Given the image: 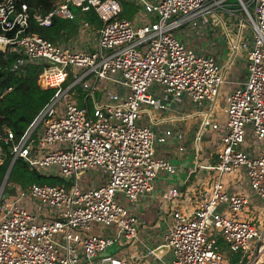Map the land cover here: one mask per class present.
Here are the masks:
<instances>
[{"label":"built area","instance_id":"1","mask_svg":"<svg viewBox=\"0 0 264 264\" xmlns=\"http://www.w3.org/2000/svg\"><path fill=\"white\" fill-rule=\"evenodd\" d=\"M128 1L139 6L133 18L123 16L121 0H58L48 13L32 15L36 25L60 19L76 24L78 33L51 41L22 35L28 6L0 0V45L17 54L11 71L44 65L38 84L55 90L19 137L2 128L0 164L8 152L9 167L21 160L61 180L26 187L6 180L0 188V264H264V0H237L238 17L227 0ZM90 11L97 29L83 18ZM225 15L238 20L234 35ZM218 20L230 51L244 53L247 71L224 95L223 124L211 116L228 83L223 69L182 40ZM8 90L0 89V99ZM181 100L197 106L191 115L203 130L222 132L216 165L203 167L213 172L211 182L192 186L191 211L174 206L159 245L125 256L139 228L135 204L153 192L160 173L175 170L156 146L173 140L183 151L181 136L140 123L143 109L169 111ZM177 194L172 189L166 197Z\"/></svg>","mask_w":264,"mask_h":264},{"label":"crops","instance_id":"2","mask_svg":"<svg viewBox=\"0 0 264 264\" xmlns=\"http://www.w3.org/2000/svg\"><path fill=\"white\" fill-rule=\"evenodd\" d=\"M83 18L85 19L84 15ZM74 25L75 30L73 32L64 31L61 33L63 39L77 37L78 28L76 24ZM91 26L94 29L98 28L94 24ZM211 31L212 29L210 30L209 27H204L196 35L191 33L182 35V40L184 41L185 39V42L193 47L198 54L212 56L221 66L223 72H226L227 89L220 96L221 101L217 103L216 100L214 109L211 111V116L223 124L224 95L233 86L246 80L247 71L245 69L244 53L238 52L234 54L230 49H227L228 44L222 43L221 39L216 37L212 40L213 33ZM234 33L231 32V35ZM243 38L250 43L248 35H245ZM96 97L99 98L100 94H97ZM83 101L82 94L79 93L77 102L82 105ZM85 104L91 109L92 103L90 100H86ZM196 107L194 104L181 100L179 103H175L169 111L158 112L156 109L152 110V114H149V116L152 115V120L149 121L148 116L147 120L141 119L140 121V123L148 125L156 133L170 130L173 135L181 136L183 151L178 152V144L173 140L156 146V155L169 161L175 167V170L170 174L160 173L155 181L153 192L149 196L139 199L136 211L139 217L138 233L133 243L127 244L123 248L125 256L136 258L143 255L148 249L159 245L163 240V232L167 222L170 220L174 206L182 209L184 212L191 211L195 205V193H191V190H193L191 189L192 186L198 181H204L205 188H208L211 182L213 172L211 173L203 167L216 165L218 161L216 145L222 132L203 130L200 127L199 116L191 115ZM188 114L191 116L187 118L186 115ZM197 136H199L198 140ZM241 176V174H237L236 178L240 179ZM242 181L243 186L246 187V180ZM232 182L237 181L232 180ZM233 185H231V189L235 187ZM172 189L178 191V194L173 199H168L166 194ZM227 254L229 255V253ZM163 258L167 260L168 255H165ZM143 260H140V262H145ZM145 263L158 264L157 262L150 261H146Z\"/></svg>","mask_w":264,"mask_h":264},{"label":"trees","instance_id":"3","mask_svg":"<svg viewBox=\"0 0 264 264\" xmlns=\"http://www.w3.org/2000/svg\"><path fill=\"white\" fill-rule=\"evenodd\" d=\"M57 1L16 0L17 4L25 3L30 14L28 26L22 35L37 34L51 41H57L61 39L62 32H73L75 30L73 22L54 19L51 26L45 28L37 26L33 20L32 15L35 12L46 14ZM121 3L123 16L133 18L139 6L128 0H121ZM83 15L91 25L94 24L100 27V21L92 11ZM1 34L3 33L0 29ZM5 34L8 37H12L14 31ZM16 58L17 54L12 52L9 47L0 48V89H9L0 99V131L6 127L13 131L16 137H19L49 101L55 90L53 88L43 89L38 84L39 75L42 73L44 65L28 63L16 71H11ZM2 146L8 149L6 144ZM11 158V155L7 152L3 162L0 164V185L9 168ZM10 182L26 187L31 183L58 184L61 180L40 174L23 161L16 160L7 178V184ZM218 243L221 244V240H218Z\"/></svg>","mask_w":264,"mask_h":264},{"label":"rangeland","instance_id":"4","mask_svg":"<svg viewBox=\"0 0 264 264\" xmlns=\"http://www.w3.org/2000/svg\"><path fill=\"white\" fill-rule=\"evenodd\" d=\"M227 4L229 6V9H231V10L234 11V13H235L234 16L235 17H238V16H241L242 15V12L240 10V5L238 4L237 0H227ZM207 19H208L209 22L211 21L210 17H207ZM235 20L232 17H229V16L228 17L227 16L226 17L225 16L223 17V22L226 24V27H227V31L228 32L234 33L237 30V28H238V20L237 19H235ZM209 28H210V30L212 29V31H211L213 33L212 34V40H214V38L217 37L218 39H221V42L222 43L229 44V39H228V37H226L223 34L224 28L222 26V23L219 20H218V25L210 26ZM185 38H186V36H185ZM184 41H185V39H184ZM0 48H3V46L0 45ZM227 49H229V48L227 47ZM226 78L227 77H226V72H225L224 73V81H226ZM226 86H227V84L224 83L223 87L221 88V92H220V94L218 96L217 103H219L221 101L220 96L222 95V93H224V91H226V89H227ZM149 114H152V111L151 110H149V109L144 110L143 109V113L141 115V119L142 120H147ZM89 176H91L92 179L94 178V174H89ZM85 178H86V176L83 173L78 175L79 181H81L82 179H84V181H85ZM72 183H73V179H70L67 182V188H69ZM86 183L87 184H90L91 181L90 180L89 181H86ZM122 203H123V205L125 207L129 208L130 205H129V203L127 201L123 200ZM137 204H138V202L135 204L136 207H137Z\"/></svg>","mask_w":264,"mask_h":264},{"label":"water","instance_id":"5","mask_svg":"<svg viewBox=\"0 0 264 264\" xmlns=\"http://www.w3.org/2000/svg\"><path fill=\"white\" fill-rule=\"evenodd\" d=\"M11 168H12V165L8 168L6 174H5V176H4V178H3L2 182H1L0 188H2V189L4 188L6 180H7L8 176H9V174H10ZM6 197H7V193H3V198H6Z\"/></svg>","mask_w":264,"mask_h":264}]
</instances>
